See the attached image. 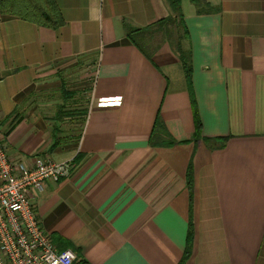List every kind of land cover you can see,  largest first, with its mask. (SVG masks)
<instances>
[{"label": "crops", "instance_id": "obj_1", "mask_svg": "<svg viewBox=\"0 0 264 264\" xmlns=\"http://www.w3.org/2000/svg\"><path fill=\"white\" fill-rule=\"evenodd\" d=\"M56 3L58 29L0 19V140L73 161L30 191L56 247L74 264H264V0H181L187 69L162 31L128 37L167 0ZM85 89L78 137L56 139L39 105Z\"/></svg>", "mask_w": 264, "mask_h": 264}, {"label": "built area", "instance_id": "obj_2", "mask_svg": "<svg viewBox=\"0 0 264 264\" xmlns=\"http://www.w3.org/2000/svg\"><path fill=\"white\" fill-rule=\"evenodd\" d=\"M71 161L13 159L0 140V264H74L71 249L59 250L41 227L30 191L70 174Z\"/></svg>", "mask_w": 264, "mask_h": 264}, {"label": "trees", "instance_id": "obj_3", "mask_svg": "<svg viewBox=\"0 0 264 264\" xmlns=\"http://www.w3.org/2000/svg\"><path fill=\"white\" fill-rule=\"evenodd\" d=\"M167 1L171 8V15L156 21L144 29L130 30L128 37L133 43L137 44L141 48L142 44L140 35L151 31H162L164 37L170 40V43H172L175 50L180 55V58L184 61V66L187 69L188 53L181 49V41L186 34L184 17L181 9V0ZM191 2L196 7V12L198 13L210 11L207 6L205 7L203 5V0H191ZM14 17L34 23L38 26L52 29H58L65 23L56 0H0V19H9ZM162 128L163 127H161L159 121L156 120L152 135L166 132L159 131ZM52 241L54 242L53 239Z\"/></svg>", "mask_w": 264, "mask_h": 264}, {"label": "rangeland", "instance_id": "obj_4", "mask_svg": "<svg viewBox=\"0 0 264 264\" xmlns=\"http://www.w3.org/2000/svg\"><path fill=\"white\" fill-rule=\"evenodd\" d=\"M171 14V13H170ZM94 56H89L84 61L77 62L79 67L90 70L95 62ZM90 90H81L78 95L70 97L68 91L67 97H61L58 102L39 105L42 110L48 111L51 125H56V128L61 127V131H56V139L75 138L78 137L80 130L84 126L87 107L90 102ZM61 102V103H60ZM54 116V119H52Z\"/></svg>", "mask_w": 264, "mask_h": 264}]
</instances>
